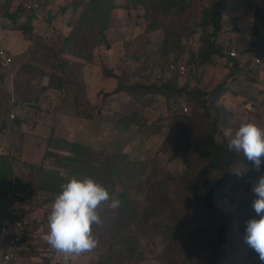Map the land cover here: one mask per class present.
I'll use <instances>...</instances> for the list:
<instances>
[{
  "label": "rangeland",
  "instance_id": "obj_1",
  "mask_svg": "<svg viewBox=\"0 0 264 264\" xmlns=\"http://www.w3.org/2000/svg\"><path fill=\"white\" fill-rule=\"evenodd\" d=\"M213 41L224 55L211 54ZM0 47L13 55L9 66L0 62V158L13 170L0 220L10 207L27 226L12 264H65L45 240L58 193L40 183L42 171L73 176L64 156L95 166L115 159L107 189L121 200L115 212L101 206L98 246L67 264H261L243 237L254 215L251 188L264 171L236 160L231 170H251L231 172L209 211L197 199L221 172L195 142L214 127L227 147L241 122L264 127L261 69L227 58L232 50L264 58V0H50L39 14L0 0ZM171 63L186 73L170 72ZM120 84L169 86L189 112H174L166 96L140 103ZM136 112L147 133L119 123ZM125 205L135 221L122 216Z\"/></svg>",
  "mask_w": 264,
  "mask_h": 264
},
{
  "label": "clouds",
  "instance_id": "obj_2",
  "mask_svg": "<svg viewBox=\"0 0 264 264\" xmlns=\"http://www.w3.org/2000/svg\"><path fill=\"white\" fill-rule=\"evenodd\" d=\"M227 147L241 153L252 168L260 172L264 163V127L254 120L241 122ZM249 170L233 167L231 172L240 177ZM251 192L254 195L251 202L254 215L244 222L243 240L264 264V174L252 185ZM105 204L109 211L115 212L120 208L121 200L90 176L73 175L60 185L47 217L49 231L45 240L64 257L65 264L70 258L89 253L98 246L95 230L105 223L100 211Z\"/></svg>",
  "mask_w": 264,
  "mask_h": 264
},
{
  "label": "trees",
  "instance_id": "obj_3",
  "mask_svg": "<svg viewBox=\"0 0 264 264\" xmlns=\"http://www.w3.org/2000/svg\"><path fill=\"white\" fill-rule=\"evenodd\" d=\"M20 8L24 10L22 1L20 0ZM210 52L211 54H221L224 55V53H221L218 48L215 45V42L210 43ZM243 55H246L244 53ZM211 60V57L208 56L204 59L205 63H209ZM251 63L250 61H248ZM173 64V63H171ZM169 64V66L171 65ZM174 65H178L175 64ZM175 72L177 74L181 73L178 70L171 71ZM186 73V72H185ZM120 90L123 92L129 94L132 96L136 101L143 103V104H151L152 103V97L154 96H166V105L171 108L172 102L177 100L178 93L171 89L169 86H165L163 89L159 90L156 86H145V85H123L120 84ZM119 123L122 126H130L134 125L137 127L139 131L142 133H147L149 128L147 127V124L145 123L144 118H142L137 112L130 115V116H124L120 119ZM207 135L204 136L200 141L195 142L196 146V153L199 157H206L210 163L209 166L213 169H217L221 172V178L217 182L216 185L211 186L209 193L204 197L200 198L198 197L197 201L204 204L209 208V211H216L217 210V204L215 203L217 201L216 195L217 191L220 187L224 185V183L227 181L228 177L231 175V169L230 167L234 164L236 160L244 162L247 165L252 166L247 161L241 160L239 156H237L233 151H231L228 147H226L224 144H222L219 140L216 138V131L214 127H212ZM74 154L85 157L84 153L80 148H77L74 150ZM55 157H58L55 154H52ZM223 156L225 159L224 166L222 167L218 163V159ZM61 160L64 162V165L66 166H72L73 168V175H76L77 177L82 176H90L94 178L96 181L103 184L106 188L110 182H113L114 175L117 174L118 171V165L119 163L112 159L107 164H101L100 166H95L93 163L89 160V157L87 158H76L73 156H64L61 157ZM207 164V161H206ZM261 171H264V165L261 166ZM13 174L12 168L7 163L6 159L4 157L0 158V198L6 199L8 197V190L6 191V188L4 187L5 184H7ZM62 177H59L56 173L52 171H42L40 176V183L41 187L44 190H50L54 191L55 193H58L60 191V185L64 182H66ZM126 204V203H125ZM121 214L123 217H126L128 219V222L135 221L137 219V211L132 210L129 205H125L122 207ZM219 215H223L222 212L218 213ZM217 214V215H218ZM8 215H17L22 217V213L19 211H16L15 209L8 208V211L6 215L3 217L5 218ZM225 222V221H224ZM228 223H224V229L227 228ZM26 223L24 221V241L26 243ZM124 228H127V225L124 224ZM27 245V243H26ZM22 253V251L18 254V256ZM219 260H214L213 264H217Z\"/></svg>",
  "mask_w": 264,
  "mask_h": 264
},
{
  "label": "built area",
  "instance_id": "obj_4",
  "mask_svg": "<svg viewBox=\"0 0 264 264\" xmlns=\"http://www.w3.org/2000/svg\"><path fill=\"white\" fill-rule=\"evenodd\" d=\"M25 12L39 14L50 0H21ZM227 58L237 61L239 65H244L248 61L254 68L261 69L264 77V58L255 54H240L236 50L227 53ZM0 62L3 65H10L13 56L8 50L0 47ZM171 71L178 70L185 74V67L171 64ZM171 108L174 112L188 113V107L183 102H173ZM26 248L24 241V219L21 216L8 215L0 220V264H12L18 254Z\"/></svg>",
  "mask_w": 264,
  "mask_h": 264
},
{
  "label": "crops",
  "instance_id": "obj_5",
  "mask_svg": "<svg viewBox=\"0 0 264 264\" xmlns=\"http://www.w3.org/2000/svg\"><path fill=\"white\" fill-rule=\"evenodd\" d=\"M6 50H7V49H6ZM8 51H9V50H8ZM9 52H10V51H9ZM10 54H11V52H10ZM11 55H12V54H11ZM12 56H13V55H12ZM231 60H232V59H231ZM261 75H262V78H264V77H263V74H262V71H261Z\"/></svg>",
  "mask_w": 264,
  "mask_h": 264
}]
</instances>
